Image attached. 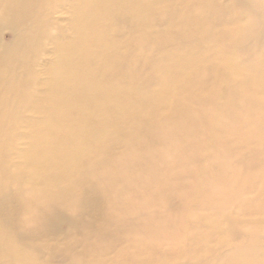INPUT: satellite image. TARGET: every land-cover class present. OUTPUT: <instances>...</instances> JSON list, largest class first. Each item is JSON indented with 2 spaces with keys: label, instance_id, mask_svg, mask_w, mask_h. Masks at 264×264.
<instances>
[{
  "label": "bare ground",
  "instance_id": "bare-ground-1",
  "mask_svg": "<svg viewBox=\"0 0 264 264\" xmlns=\"http://www.w3.org/2000/svg\"><path fill=\"white\" fill-rule=\"evenodd\" d=\"M2 1V10L12 9ZM42 1L64 4L69 31L53 33V21H25L21 8L13 13L23 29L11 52L0 53V225H11L24 194L29 200L20 209L41 232L54 204L84 215L107 196L114 202L106 212L119 220L106 224L103 240L125 242L106 248L116 256L111 264L197 258L218 241L222 227L214 216L240 192L229 179L250 184L248 191L257 186V197L264 198V166L254 172L264 158V29L252 31L256 19L249 18L245 0ZM45 38L54 58L40 79L36 63ZM32 81L40 85L36 93ZM119 133L125 135L122 150L111 156L100 140L111 142ZM228 133L231 140L221 135ZM21 138L28 140L25 147ZM189 149L200 154L188 156ZM237 158L249 171L238 170ZM214 165L222 167L219 176ZM183 175L206 188L205 209L213 217L195 218L200 196L186 187L178 189L179 205H171V182ZM58 181L66 182L64 201L50 196ZM75 182L90 183L89 191L79 195ZM215 189L223 195L219 204L208 197ZM155 193L163 201L156 203ZM39 197L47 202L36 207ZM183 226L196 231L188 243L198 251L174 248ZM132 229L129 238L121 236ZM92 237L88 232L85 241ZM20 239L16 231L0 229V264L36 263L37 250L18 246Z\"/></svg>",
  "mask_w": 264,
  "mask_h": 264
},
{
  "label": "rangeland",
  "instance_id": "rangeland-1",
  "mask_svg": "<svg viewBox=\"0 0 264 264\" xmlns=\"http://www.w3.org/2000/svg\"><path fill=\"white\" fill-rule=\"evenodd\" d=\"M5 2H11L10 7L12 9L2 10V6L0 5V53L2 55H8L11 52L18 41L21 28L23 29L22 26L19 27L16 25V21L18 20L13 14L19 8H21L22 11L28 15V18L25 21L29 19V21H53V33L69 31V12L66 7H64V4L52 7V5L43 6L42 0L2 1L3 4H6ZM245 4L250 15L249 18L256 19L252 25V31L259 32L264 29V0H245ZM44 43V51L37 57L36 63V66L38 67L37 74L40 79H45L47 77L45 69L46 64L54 58L53 46L51 42L45 38ZM17 78H20V75H17ZM39 89L40 85L37 84V81H32L30 84V90L36 93ZM0 92L3 94V90H0ZM25 114H27L26 116L31 115L36 116L37 118L41 117L39 113H33L30 111H27ZM185 120L191 122L192 118L187 117ZM20 128L24 131V133L29 131V127L27 126ZM221 135L226 137L228 140H231L234 136L231 133ZM205 136L206 135L200 133L198 135V139L202 140ZM124 139L125 135L119 133L111 142L103 139L100 140V142L108 145L111 156H116L122 150L121 142ZM149 141L153 142L155 141V138L149 137ZM18 142L19 145L25 147L28 140L26 138H21ZM141 144L138 145L140 146ZM250 149L251 146H249L247 150ZM187 154L188 156H194L200 153L197 150L189 149ZM236 161L239 162L237 163L239 167L238 170L249 171V169L244 167L241 163V158H237ZM205 163L206 162H204V164ZM257 164V167L254 169V172H256L255 174L261 172L264 166V158H258ZM175 166H179V164H175ZM212 170L215 176H219L222 172V167L214 165ZM260 177L261 175L257 177V182L262 180ZM229 181L230 187L237 189L240 192L238 195L236 193L232 196L226 206L215 216L213 212L205 209V205L207 203L204 199L206 196V188H204V186L195 187L196 180L187 175H183L176 181L171 182V186L174 187V190L171 192V205L178 206L180 203L181 197L178 190L179 187H186L188 190L190 189V193H196L200 196L197 204H195V218L201 217L202 219H209L210 216H214V219H219L222 231L217 237H215L218 238V241L215 244H208L206 246V250H204V252L197 258L190 255H182V257H178L172 261L170 260L168 264H264V198L261 199L257 197L261 193L259 192L257 186L248 191L250 184H241L237 181V179H229ZM73 185L79 195H81L80 193L83 194V192H88L90 187V183L81 185L75 182ZM65 187V181H58L50 196L55 200L64 201V199L61 198V195L66 192ZM51 190L52 189H50V191ZM210 195L212 196H208L209 200L215 204H219L223 196L222 193L216 189L213 190ZM153 198L156 203L163 201V196L158 195L157 193L153 194ZM27 199L28 195L24 194L21 196V200H19L20 202L18 203L15 211L16 213L14 212L15 214L10 216V218H12L11 225L7 227L0 225V229H11L19 233L20 236H22V239L17 242L18 246L26 248L31 246L28 249L30 251L36 249L39 256H37L38 258L35 264H66L68 258L78 257V259H81L80 257L82 255H84L83 260L81 259L80 262L82 264H89L91 262L95 264H107V262H109V264H111V262L115 261L116 256L114 252L106 251V248L110 249V246H113L114 248L115 245H117V247L122 246L120 244H124L125 242L122 243L113 236L111 238L109 237L107 241L103 240V237L105 236L104 233L106 224L114 227L117 225V220H119L116 213L108 214V212H106L107 205L114 202L109 197L104 196L97 199L95 201V203H97V207L92 209V211L86 209L84 211V215H82L80 208H71L68 205L55 207L54 204V206L49 208L50 215L45 219V230L42 232L37 229L34 230V228L41 229V226H39L36 220L30 219L31 216H29V213L20 209L21 203H26L25 200H29ZM36 200V202H40L36 207L45 205V202H47V199H40V197L36 198ZM57 203L58 202H56V204ZM188 205H192V203L188 202ZM240 208L252 209L255 212L251 213ZM161 209L162 208L160 207V210ZM24 220L30 221L25 223ZM103 220L106 221L105 224L103 223ZM232 220L235 221V224L229 225ZM88 232H90L91 236L94 237H92L91 240L89 239L88 241H85V235ZM132 232L134 233L135 230L132 229L123 231L121 236L127 239L132 235ZM195 232L196 231H193L192 228H187L185 226L181 227V238L176 241L174 248L180 249L181 247L187 246L190 247L191 250L194 249L193 251H198L199 246L188 243L190 236L196 235ZM34 244L37 247H34ZM165 249L163 250V253H169V250ZM245 252H248V254ZM88 253L92 259L89 257L86 258L85 255ZM150 256L155 258L162 257V255L155 254L154 252H152ZM104 257H107V259H103ZM139 264L149 263L146 261L145 263Z\"/></svg>",
  "mask_w": 264,
  "mask_h": 264
}]
</instances>
